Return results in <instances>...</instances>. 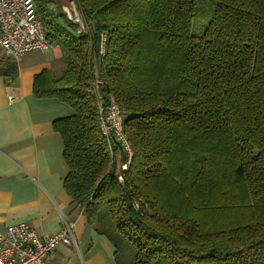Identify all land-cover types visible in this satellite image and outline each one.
<instances>
[{
	"label": "trees",
	"instance_id": "obj_1",
	"mask_svg": "<svg viewBox=\"0 0 264 264\" xmlns=\"http://www.w3.org/2000/svg\"><path fill=\"white\" fill-rule=\"evenodd\" d=\"M34 3L62 50L32 92L72 108L52 121L71 203L128 264H264V0H74L80 24Z\"/></svg>",
	"mask_w": 264,
	"mask_h": 264
},
{
	"label": "crops",
	"instance_id": "obj_2",
	"mask_svg": "<svg viewBox=\"0 0 264 264\" xmlns=\"http://www.w3.org/2000/svg\"><path fill=\"white\" fill-rule=\"evenodd\" d=\"M7 59L13 61L0 48V68ZM15 62V80L9 83L10 78L0 75V229L23 221L46 236L60 228L63 218L69 219L77 249L58 243L49 255L52 264H128L129 250L116 254L108 236L86 220L64 190L68 168L52 121L71 115L72 108L32 92L33 77L43 69L55 77L61 74V48L28 51Z\"/></svg>",
	"mask_w": 264,
	"mask_h": 264
},
{
	"label": "built area",
	"instance_id": "obj_3",
	"mask_svg": "<svg viewBox=\"0 0 264 264\" xmlns=\"http://www.w3.org/2000/svg\"><path fill=\"white\" fill-rule=\"evenodd\" d=\"M50 46L34 0H0V48L8 58L16 61L28 51H44ZM8 99L12 100V95ZM99 113L103 134H114L129 161L132 152L122 131L121 115L113 100L106 106H102L99 101ZM121 167L125 168L126 163ZM58 243L77 249L73 221L63 218L60 228L46 236H40L27 222L11 223L0 229V264H52L49 255Z\"/></svg>",
	"mask_w": 264,
	"mask_h": 264
},
{
	"label": "rangeland",
	"instance_id": "obj_4",
	"mask_svg": "<svg viewBox=\"0 0 264 264\" xmlns=\"http://www.w3.org/2000/svg\"><path fill=\"white\" fill-rule=\"evenodd\" d=\"M49 6L56 14H64L68 20L80 24L78 18H75L73 7L69 4L68 0H50ZM66 6L69 8L66 9ZM67 11H69V13ZM129 251H131V248Z\"/></svg>",
	"mask_w": 264,
	"mask_h": 264
},
{
	"label": "water",
	"instance_id": "obj_5",
	"mask_svg": "<svg viewBox=\"0 0 264 264\" xmlns=\"http://www.w3.org/2000/svg\"><path fill=\"white\" fill-rule=\"evenodd\" d=\"M69 4L73 7L74 16H78V11L76 9V5L74 3V0H68Z\"/></svg>",
	"mask_w": 264,
	"mask_h": 264
},
{
	"label": "bare ground",
	"instance_id": "obj_6",
	"mask_svg": "<svg viewBox=\"0 0 264 264\" xmlns=\"http://www.w3.org/2000/svg\"><path fill=\"white\" fill-rule=\"evenodd\" d=\"M67 8H69V7L66 6V9H67ZM66 9L64 8L65 11H66ZM67 12L69 13V11H67ZM69 15H70V14H69ZM76 17L78 18V21H79V17H78V16H75V18H76Z\"/></svg>",
	"mask_w": 264,
	"mask_h": 264
}]
</instances>
